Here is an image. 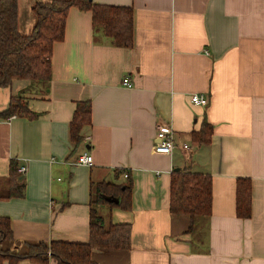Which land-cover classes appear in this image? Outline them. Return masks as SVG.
<instances>
[{"label":"crops","instance_id":"1","mask_svg":"<svg viewBox=\"0 0 264 264\" xmlns=\"http://www.w3.org/2000/svg\"><path fill=\"white\" fill-rule=\"evenodd\" d=\"M38 1L47 0H18L23 33L35 25ZM93 1L133 7L132 47L114 45L90 10L72 7L54 45L50 87L16 80L0 88V110L23 93L36 113L0 118V215L12 220L13 245L87 242L95 207L106 225L132 226L129 249L93 251L99 264H264V0ZM194 93L208 104H193ZM87 100L92 123L74 147L70 121ZM205 120L213 134L201 144L192 133ZM162 124L174 131L171 154L155 151ZM85 151L92 165L76 163ZM12 159L27 167L21 197L4 196ZM176 170L212 177V214L192 227L189 215L170 210ZM239 179L252 182L248 218L237 213ZM98 182H131L129 202L107 194L115 201L92 204ZM0 264L57 262L29 256Z\"/></svg>","mask_w":264,"mask_h":264},{"label":"trees","instance_id":"2","mask_svg":"<svg viewBox=\"0 0 264 264\" xmlns=\"http://www.w3.org/2000/svg\"><path fill=\"white\" fill-rule=\"evenodd\" d=\"M72 7L92 12L93 26L102 31L119 47L130 48L134 44V9L96 3L93 0H47L36 2L32 10L35 25L30 33L19 28L18 0H0V88L11 86L14 81L28 82V86L42 89L50 87L53 75L52 54L54 45L65 37L67 17ZM20 93L11 97L6 109L0 110V118L14 115L34 117L36 115ZM92 105L89 100L77 102L70 121V137L74 147L83 141L82 130L92 123ZM213 126L206 120L199 131H193V139L201 144L209 143ZM9 191L5 197H21L25 194L26 182L18 172L15 159L11 160ZM92 204L106 202L105 195L121 196L122 204L129 202L132 183L114 184L98 182L94 185ZM212 177L210 174L190 170H176L171 179L170 210L174 214L191 217V227L212 214ZM252 182L239 179L237 183V213L239 217L251 216ZM190 227V228H191ZM12 220L0 215V262L5 258L51 256L57 264H99L92 259L97 248L129 249L132 244L131 223L105 224L95 207L91 209V233L87 242L54 240L25 242L16 247Z\"/></svg>","mask_w":264,"mask_h":264},{"label":"built area","instance_id":"3","mask_svg":"<svg viewBox=\"0 0 264 264\" xmlns=\"http://www.w3.org/2000/svg\"><path fill=\"white\" fill-rule=\"evenodd\" d=\"M125 85L131 86L129 81L124 82ZM191 102L195 105H206L208 104V97L204 94L194 93L191 95ZM158 141L155 145V151L157 153L171 154L176 146L175 135L172 127L166 124L158 126L157 132ZM185 149H189V145L185 143L183 145ZM77 164L81 165H92L93 156L85 151L80 154L76 161ZM27 171L26 166H21L18 169L19 173H25ZM128 177V174H125Z\"/></svg>","mask_w":264,"mask_h":264},{"label":"rangeland","instance_id":"4","mask_svg":"<svg viewBox=\"0 0 264 264\" xmlns=\"http://www.w3.org/2000/svg\"><path fill=\"white\" fill-rule=\"evenodd\" d=\"M34 24H35V23H34ZM32 88H33V87H32ZM30 90H31V87H28V91H26V92L29 93ZM31 91H33V89H32ZM26 92H25V93H26ZM20 94L23 95V93H20ZM24 95H26V94H24ZM24 98L27 99V100H25V102L28 104L29 97L24 96ZM10 118H11V117H10Z\"/></svg>","mask_w":264,"mask_h":264},{"label":"water","instance_id":"5","mask_svg":"<svg viewBox=\"0 0 264 264\" xmlns=\"http://www.w3.org/2000/svg\"><path fill=\"white\" fill-rule=\"evenodd\" d=\"M105 198L108 199L111 202H114L115 201V199H113L112 197H105Z\"/></svg>","mask_w":264,"mask_h":264}]
</instances>
